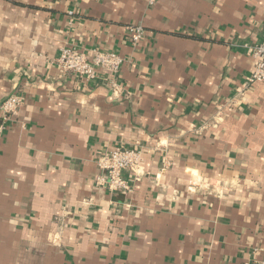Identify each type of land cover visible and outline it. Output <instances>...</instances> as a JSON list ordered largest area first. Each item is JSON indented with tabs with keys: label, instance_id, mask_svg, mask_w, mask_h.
Wrapping results in <instances>:
<instances>
[{
	"label": "crops",
	"instance_id": "1",
	"mask_svg": "<svg viewBox=\"0 0 264 264\" xmlns=\"http://www.w3.org/2000/svg\"><path fill=\"white\" fill-rule=\"evenodd\" d=\"M263 37L264 0H0V104L23 100L0 133V264L264 261ZM63 46L123 57L116 88L62 72ZM120 146L140 175L111 194L96 159Z\"/></svg>",
	"mask_w": 264,
	"mask_h": 264
},
{
	"label": "built area",
	"instance_id": "2",
	"mask_svg": "<svg viewBox=\"0 0 264 264\" xmlns=\"http://www.w3.org/2000/svg\"><path fill=\"white\" fill-rule=\"evenodd\" d=\"M127 30L130 43L132 45L138 44L144 33L142 26L132 25ZM249 55L252 58V71L247 82L249 84L264 83V37L261 43L249 48ZM124 63L125 59L115 52L92 49L90 53H87L73 46H63L55 60L56 66L62 72L85 81H93L101 75L100 72H104L108 76L107 83L113 88H116L115 77ZM22 102V98L17 95L9 96L2 101L0 104V133L3 132L6 123L16 116ZM141 163V150L134 147L120 146L100 153L96 159L99 170L96 186L108 190L111 194L130 193L131 186L122 176V173L125 171L131 173L134 179L138 181ZM196 182H193L190 187L193 189L197 186L203 189L208 188L207 182ZM255 264H264V261Z\"/></svg>",
	"mask_w": 264,
	"mask_h": 264
}]
</instances>
